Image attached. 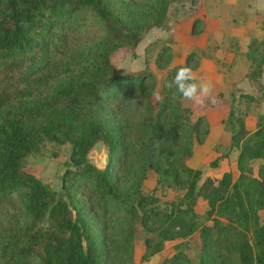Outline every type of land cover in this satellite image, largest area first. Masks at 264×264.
I'll list each match as a JSON object with an SVG mask.
<instances>
[{
    "label": "trees",
    "instance_id": "obj_1",
    "mask_svg": "<svg viewBox=\"0 0 264 264\" xmlns=\"http://www.w3.org/2000/svg\"><path fill=\"white\" fill-rule=\"evenodd\" d=\"M170 1L0 0V202L18 200L31 218L28 228L8 225L0 237V264H103L102 223L107 219L117 223L111 248L127 258L137 216L133 201L144 225L153 217L158 220L153 228L157 238H144L145 254L160 250L164 239L199 233L197 262L175 251L162 264H264V110L256 113L249 130L243 119L247 106L239 111L229 105L227 151L237 149L236 172L225 170L216 180L207 176L197 184L200 169L188 166L184 157L191 153V143L204 137L207 122L201 114L190 120V108L167 86L192 53L163 71L157 89L164 103L152 99L156 80L151 71L123 74L114 68L113 52H133L148 28L164 26ZM260 24L264 32V15ZM81 45L88 47L82 50ZM164 54L172 55L166 45L158 49L157 65L170 60H163ZM246 56L251 66L247 76H260L264 38L249 39ZM53 75L58 76L54 83L49 82ZM241 96L245 102L256 97ZM260 96L264 100V92ZM38 134L70 143L69 160L81 166L66 169L62 183L76 210L95 200L103 215L96 222L90 204L73 215L54 189L23 168L21 158ZM96 139L106 148L103 168L85 158ZM180 139L183 147H173ZM227 151L208 164L216 165ZM257 158L253 170L250 161ZM150 167L168 176V186L183 188L168 208L154 205L152 196L139 191ZM121 172L131 177L128 187ZM197 196L207 205L204 222L194 210ZM42 218L44 227L37 225Z\"/></svg>",
    "mask_w": 264,
    "mask_h": 264
},
{
    "label": "rangeland",
    "instance_id": "obj_2",
    "mask_svg": "<svg viewBox=\"0 0 264 264\" xmlns=\"http://www.w3.org/2000/svg\"><path fill=\"white\" fill-rule=\"evenodd\" d=\"M263 15L264 0H171L165 11L164 26L154 25L148 28L135 44L133 52L119 49L112 53L114 66L130 59L140 60L142 70L151 71L154 80H156L155 89L161 85L159 80L163 77L166 67L173 63H183L185 56L189 53L192 54L188 66H191L199 76L212 82L213 95L216 97L215 104L209 102L204 106H195L180 97L181 104L191 110L190 120L194 119L195 115L201 114L207 122L204 137L199 141L194 140L191 143V153L184 157V162L188 166L200 169L197 184L207 176L216 180L225 170H230L233 174L236 172L235 153L237 149L231 148L227 151L229 127L226 123V116L229 105L232 103L233 107L239 111L247 106L248 113L243 116V119L249 130L255 124L256 113L264 110V100L260 96V93L264 92L262 86L264 69L261 75L256 78L247 76L251 66L246 56L245 45V41L253 37L264 38V32L260 28V19ZM156 29L167 32V39L156 38ZM145 45H147L146 48ZM162 45L168 46L172 55L167 57L164 54L163 60H169V58L170 60L166 65L160 66L156 64V56ZM87 47L88 45L80 46L82 50ZM139 52L143 54L138 56ZM115 70L119 73H126L124 69L115 68ZM57 77L54 78L53 75L49 82L54 83L57 81ZM52 83L51 85H53ZM241 93H250L256 96L255 100L245 102ZM184 143L180 139L178 145L173 147L181 149ZM92 144L85 158L96 167L103 168L106 148L102 142L100 152L96 153L92 149ZM69 151V142H58L38 134L33 145L22 156L21 164L23 168L33 172L43 183L54 189L55 195L68 203L73 215L77 210L80 211L90 204L91 220L96 222L103 215H100V209L93 198L85 201L76 210L72 200L65 192L66 188L62 183L63 173L66 169L74 170L81 166V164H75L69 160ZM225 151H227V155L218 158L216 165L208 164L212 158ZM97 156L100 160L97 159ZM176 160L177 158L171 164L175 165ZM258 162H260L259 158L250 161L253 170ZM167 163L169 161L162 162L159 167L161 165L163 167ZM121 177L123 186L128 187L132 182L129 173L121 172ZM168 183H171L168 176L164 177L155 168L150 167L145 173L139 191L144 195L152 196V200H156L154 205L168 208L169 201L175 200L183 192L181 186H168ZM129 200L132 202L134 199L130 196ZM133 203L137 216L133 222L129 257H120L109 243L110 238L115 237L117 227L115 220L107 219L106 225L101 222L104 231H106V239L102 246L106 250L102 260L103 264H162L164 257H170L175 251H180L191 262H197L200 236L196 230L186 236L164 239L160 250L145 254L144 238L148 236H153V239L157 238L153 228L158 220L153 217L152 220H146V225H144L139 219L142 216V210L136 201ZM193 206L198 221L204 222L203 212L207 207L205 200L197 196ZM12 223L28 228L31 218L18 200L7 199L0 202V237L4 236L8 225ZM37 225L46 226L45 218L38 220ZM86 238H83L85 246Z\"/></svg>",
    "mask_w": 264,
    "mask_h": 264
},
{
    "label": "clouds",
    "instance_id": "obj_3",
    "mask_svg": "<svg viewBox=\"0 0 264 264\" xmlns=\"http://www.w3.org/2000/svg\"><path fill=\"white\" fill-rule=\"evenodd\" d=\"M156 38L167 39L168 33L156 29ZM151 43V41H149ZM147 45H145V48ZM139 52L137 55H142ZM114 68L124 69L126 73H135L142 70L140 60H129L125 63H119ZM175 89L173 95L178 94L183 100L191 102L195 106H204L206 103H216V97L213 95V84L204 77L199 76L191 66L185 65L176 68L172 80L167 85ZM152 99L155 103H164V96L159 89L152 91ZM136 102V100H134Z\"/></svg>",
    "mask_w": 264,
    "mask_h": 264
},
{
    "label": "water",
    "instance_id": "obj_4",
    "mask_svg": "<svg viewBox=\"0 0 264 264\" xmlns=\"http://www.w3.org/2000/svg\"><path fill=\"white\" fill-rule=\"evenodd\" d=\"M101 146H102V142L101 140L97 139L94 141V143L92 144V149L96 152V153H99L100 150H101ZM97 159L100 160V158L97 156ZM104 161L106 162L107 160V157L104 156Z\"/></svg>",
    "mask_w": 264,
    "mask_h": 264
},
{
    "label": "crops",
    "instance_id": "obj_5",
    "mask_svg": "<svg viewBox=\"0 0 264 264\" xmlns=\"http://www.w3.org/2000/svg\"><path fill=\"white\" fill-rule=\"evenodd\" d=\"M246 43H247V41H245V45H246ZM253 128H254V126H253ZM253 128H252V129H253ZM252 129H250V130H252Z\"/></svg>",
    "mask_w": 264,
    "mask_h": 264
}]
</instances>
